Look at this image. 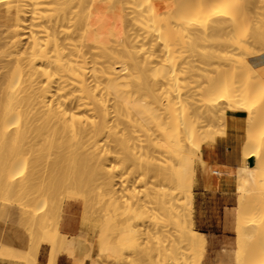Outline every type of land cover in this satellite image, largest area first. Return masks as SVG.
I'll list each match as a JSON object with an SVG mask.
<instances>
[{
    "label": "bare ground",
    "instance_id": "bare-ground-1",
    "mask_svg": "<svg viewBox=\"0 0 264 264\" xmlns=\"http://www.w3.org/2000/svg\"><path fill=\"white\" fill-rule=\"evenodd\" d=\"M102 1L0 0V20L5 19L9 23L6 29L0 26L3 29L0 30V33L5 30V34L7 31V35H0V39L5 36L2 38L3 42H0L2 47L0 48L2 50V55L0 54V131L2 134L0 133V135L3 138L1 140L5 142L6 140L4 139H8L7 141H10V143L13 141L12 146L8 144L10 148L12 147V150L16 143V147L19 149L18 154L13 153V155L17 154L16 156L14 155L13 157L12 155L16 164L14 165L11 160L14 167L16 166V171L12 173V177L17 176V173L24 167L28 169V173L22 181H17V184L16 180H14L12 183L14 182V185H16L14 187L15 190L20 186L29 189L26 192L29 193V197H27L30 205H28L29 207L31 206V209L33 208L29 214L31 222L34 225H39L38 228L41 226V229H44L43 226H45V229H47L51 227L50 223L53 224V221L50 222L51 219L56 221V224L54 221V228V224L51 227L55 237L42 239L51 248L49 264L55 263L57 254L63 251L68 253V256H73L77 260H75L77 264H84L86 261L89 264H98L99 258L108 253H112L115 256L120 255L117 251L118 246L126 245L131 243V241H135L134 243H137L138 246L143 240L138 232L143 227V224L139 230L137 229L138 231L131 225L128 228L126 224L128 232L133 234H129V236L134 238L128 237V232L123 233V235L119 232L121 237L118 234L120 238L116 241L114 240L115 243H112L110 235L104 231L106 224L111 225L113 228V225L117 226L116 224L121 226L120 222H123L126 217L123 218L124 220L119 218V222L117 216L121 212L118 215L116 214V216L114 215L119 210H123L124 214L132 212L135 217L142 219L145 215H151L155 218L157 215L160 216L157 218L159 221L161 220L160 222H153L157 232L153 231L155 235L152 234L155 239H159L162 233L168 232L170 229L176 231L173 237V231L170 234L171 237L167 234L172 247H170V250L168 249L171 252V255H168L171 256L170 260H175L173 264H197L195 261L191 262L194 257L189 260L190 256L188 255V257L187 254L190 244L193 242L200 244L201 239L198 232L192 228L189 229L188 208L185 206V201L189 200L191 195L194 197L192 187H194L196 177L193 167L195 159L199 157V161L203 162V140L201 139L203 137H201L202 134L200 136V130L202 133L206 129V124L205 126L203 125V119L206 117L208 120L211 118L219 121L218 117L224 114L226 110L244 111L248 114L246 119L248 131L244 156L246 158L249 156L256 158V166L253 168H240L239 179L237 177V182H239L237 184L238 206L234 213H236L238 241L244 242V228H247L248 231L245 234L249 238L255 236L264 237V206L261 207L262 219L256 218L258 216L257 211H260L259 205L264 203L263 199H261L263 203H260L259 207L256 208L257 211L255 212L254 210L250 213L249 216L252 217L247 219V223L244 217L245 210L248 208V201L251 199L249 196L254 195L255 191L258 192V189L261 192L264 191L261 190V187L262 189L264 187V185L261 186L264 184V79L260 77L258 71L250 63L252 57L264 53V22L257 20L261 16L263 18L264 14L260 13L259 16L262 15L257 18L259 12H255L256 9L264 8L262 4L259 7V4L264 2V0H244L246 1L245 4L243 0H194L195 4L191 6L195 11L193 10L194 12H190V14L185 13L187 14L186 21L191 19V23L184 22L182 15L176 11L177 19H180L179 17L181 16L180 20L182 21L179 20V24L177 20H173L177 23L169 21L171 22V27L177 24L176 28H172L179 34L175 33V35L187 39H194L196 36L200 37V35L202 37L205 36V40H207L206 37H211L209 40H212L214 44L213 46L209 45L216 48L208 46L213 50L218 48L214 46L216 45L215 43L218 42V46H220V39L225 41L228 38L225 42H229L233 46V49L228 50V47L226 46L225 49L224 46L227 44L229 46L230 44L227 43L223 46V43L221 45L223 50H221V47L218 48L220 50L219 55V52H217L219 50L215 52V50L213 51L210 48L211 51L205 45L206 48L203 47V51L205 52L206 49L207 52L211 51V54L208 53L211 57L207 61L204 56V60L207 62L204 61V66L197 64L199 67L197 69L196 62L193 60L195 58V53L192 52L194 49L190 50L193 47L189 49L192 55L189 54L188 45L190 42L187 41L189 44H185V46L187 45V50H185L186 47L181 45L183 44L182 39L180 40V37H175L177 38L176 40L173 38L174 43H176L172 45V42L171 45L172 47L174 46L173 49H177H171V53L173 54L174 51L179 50L180 52H178L181 54L180 56L177 55L179 57V59L177 58L178 63H176L177 70L174 71H178L176 72L178 73L177 79H175L176 73H173L175 78L170 74L174 69L172 71L168 70L170 68L169 63L172 62L171 59L176 57V55L174 56L175 52L173 55L168 52L170 54L169 59L171 56L173 58L170 59L171 62H168L169 59H165V61L168 60L167 67L162 59L163 55H167V52L163 54L160 51L163 54L161 56L162 63H165L162 65L166 66L168 73L165 67L161 68L162 65H158L157 58L155 59L157 64L154 63L152 65L155 62L154 51H152L153 46L150 45L149 41H144V34L142 36L139 33V35L136 34L137 25L144 26L145 24L146 29L150 27L153 29L152 31H155L157 29H154L156 24H161L160 20L162 21V19L160 18H163V21L169 25L168 19L164 20V18L168 17L167 15L174 8L159 13L154 0H148L147 5V1L143 0L145 6H143L141 0H120V2L118 1L120 4L117 0H109L118 5L116 8L113 6L114 11H109L111 12L109 15L105 10L107 9L105 8L107 3L104 6ZM179 1H175V4H178L176 5L177 7L180 4V6H183V3H187L186 0H181L182 3ZM90 2H93V4ZM190 2L187 3L188 6H190ZM248 2L252 3L255 9L247 10L250 9L247 6L249 5ZM240 3L242 5L247 4L245 8L242 7L244 10L242 8L241 10H246L247 14L249 12L254 13L253 20L256 21L252 20V23H256L251 27V34H248L250 36L248 40H245L247 39L246 37L243 39V35H240L242 41L239 42V37L234 36L237 30L231 27H235V23L239 20L235 18L238 16V5ZM186 12L189 13V11ZM250 13L247 16H250ZM134 14L137 18L132 17ZM177 15L180 16L178 17ZM255 15L257 19H255ZM141 16H144V18L141 19ZM140 19L145 22L138 24ZM246 22L249 23L251 20L247 19ZM163 23L159 27L163 28L166 34L168 28H165ZM239 23L238 21L236 28L241 31L244 27L241 28L239 26L244 24L243 22ZM157 30L155 31L157 37L153 38L155 42L159 40L157 32L162 33L161 30ZM152 31L150 32L152 33ZM143 33L147 35L149 32L145 31ZM161 33L159 35L160 40L163 37ZM169 33L171 32H167L166 35ZM221 34L222 38L220 37ZM148 35L150 36V33ZM148 35L145 37L149 38ZM214 35H218V38L215 36L216 40L213 39ZM228 35L231 36L232 42H230V36ZM138 36L140 37L139 39ZM224 36L225 39H223ZM166 39L168 40V38ZM178 39L181 42L179 49L177 44L180 42ZM187 39L183 41L186 43L185 40ZM148 40H151V38ZM160 42L163 44L162 40ZM160 42L158 41L156 44L158 45ZM165 42L167 43L164 40ZM148 43L151 46L149 49H152L150 52H153V54L148 51ZM151 44L154 43L151 42ZM202 44H206V42ZM162 46L164 47V44ZM180 46L186 53L183 52L184 54H182L183 50H180ZM144 47H147V50ZM234 47L237 52H233L235 50ZM141 48L148 51V53L144 50L142 51ZM134 49H141V51L139 50L140 53L139 51L134 53ZM166 50L168 51V48ZM164 51L162 50V52ZM203 51L201 56L204 54ZM216 53L217 56L215 55ZM167 56L163 58H167ZM214 59L215 61H213ZM197 60H200L199 57ZM219 64L227 65L226 67L230 66V73L228 72L229 74L227 75L222 69L217 70L218 68L220 69V66H217ZM151 65L153 67L157 65L154 68H156L155 70L158 69L159 74L156 71L154 72L159 75L158 78L160 77V79L156 77V74L155 76L153 75L154 68ZM214 65L218 67L217 69L215 68L214 72L217 70L216 73H212L214 68L210 71V66L213 67ZM158 66H160V70ZM145 68L146 72H144ZM161 69L166 71L162 72ZM199 69L203 73H206L207 70V72H211L209 73V77H211L208 80L205 79L204 87L202 85L204 81H200L199 78L207 76L203 73L202 76ZM141 70H144V78L148 81L150 78L147 79L146 76L150 77L149 75H152V82L140 81H146L142 79L143 73L140 74ZM150 70L152 72H149ZM159 71L163 73V76H160L161 73ZM166 74L173 77H171L173 85L176 80L179 82L175 84L177 87L172 84L168 85V81L170 80L171 82V78L168 80ZM162 79L167 80L164 85L162 82L165 81ZM157 80L162 81L157 84L160 85L159 83H161L160 86H165L164 90L161 87L158 88L159 86L157 87ZM153 82L154 84H152ZM197 83H199L198 87H203L199 92H197L198 89L196 87H193V84ZM154 85L157 88H154ZM168 87H173L171 92L172 94L175 93L174 96L171 95ZM160 89L162 90L161 92H159ZM157 93L165 95L161 96L164 98L163 100L160 97L162 101H166L165 103L160 102L158 97L160 95ZM155 94L158 95L157 98H155ZM198 95L200 97L206 95L203 101L209 99V103L208 101L206 103L200 101L203 97L201 99L198 98L200 100L197 101L196 96L198 97ZM157 101L161 104L157 103ZM155 103H157V106H155ZM162 104L165 106L164 109H162ZM158 105L162 106L160 111L165 110V114L157 110ZM222 105L226 108L220 109L219 106L223 107ZM155 111L162 113V116L165 115L166 119L164 117V120H162L161 115L160 117L156 116ZM205 122L208 121L205 120ZM210 123L209 125H212L213 121ZM209 127L207 128L209 129ZM206 132L210 136H207L206 133H203V136L208 139L209 143L213 138L211 136L213 133L212 131ZM218 136L220 137V135ZM197 139L198 142L195 141ZM199 139L202 140V144ZM15 149L13 152H15ZM210 152H212L211 149ZM113 161L122 163V170L119 169L118 173L116 169V171L114 170L115 167H112ZM242 162L243 164L245 163L244 161ZM110 163L111 165H109ZM188 172L192 175L191 177L189 176L191 178L190 182L187 180ZM2 183H0V189ZM139 185L140 187L142 186V189L138 187ZM61 195L67 200L82 201L84 211L93 217L102 214L101 216L104 219L101 218L103 219L101 222H104L101 224L105 226L104 228L102 227L98 236V251L95 256L93 255L94 243L86 237L83 231L79 235L70 238L60 232ZM27 197H24L26 198L25 200H27ZM258 198L262 197L258 195ZM94 201L105 203L103 205L106 206L99 208L97 205L98 209L95 207ZM37 202L38 204L33 205ZM43 205H45L43 210H39V208L42 209ZM105 209H109V212L111 209V212L113 211L114 213H110L111 215L108 214V211H106L107 214L102 213L105 212ZM100 215L99 217H101ZM114 218H117V223ZM171 225L173 226L172 228L170 227ZM34 228L35 230L37 229L35 226ZM148 228L145 229L148 230ZM149 229L152 232V228ZM125 230L126 228L124 227L123 231L125 232ZM31 232H34V230L32 229ZM141 232L143 233V231ZM33 234L34 236L36 235V233ZM143 235L145 234L143 233ZM160 240L163 242L161 238ZM263 241L262 239V243ZM143 242L145 243V241ZM143 242L139 245H143ZM158 242L160 241L158 240ZM262 243L260 242L259 244L262 246ZM38 245L40 244L38 243ZM180 249L181 251L179 252ZM256 250L255 253L253 252V258L251 253L249 255L251 257L249 259L250 264H264V247L260 248V251L257 250L256 252ZM235 251L236 249H222V260L231 256ZM179 254L186 257H183L184 260L182 258L180 263L177 262V260H181L179 258L181 255ZM178 255L179 259L177 258Z\"/></svg>",
    "mask_w": 264,
    "mask_h": 264
},
{
    "label": "rangeland",
    "instance_id": "rangeland-1",
    "mask_svg": "<svg viewBox=\"0 0 264 264\" xmlns=\"http://www.w3.org/2000/svg\"><path fill=\"white\" fill-rule=\"evenodd\" d=\"M90 1V0H89ZM93 1V0H92ZM107 0H103L102 1V3L104 4V6H106V3H107V6H109V7H105V8H107V9H105L106 10V12L110 15L111 14V12H109V11H114L113 9V6L116 8L118 5H117V3H113V2H110L109 0H108V2H110V3H108V2H106ZM111 1H115V0H111ZM120 2V0H117V2ZM123 1V0H122ZM121 1V2H122ZM147 1V2H146ZM155 1V0H154ZM176 0H174V9H173V11L170 13V14H168L167 16L168 17H166V18H164V20L166 19H168V22L169 21H173V20H177V22L182 18V20H184V22H188V23H191L190 22V20L189 21H186L187 20V14H190V12L191 13H193L195 10H194V8H192V6L191 5H194L195 4V2H193L194 0H186L187 1V3L188 2H190V1H192V2H190L189 3V5L190 6H188V4L185 2V3H183V6H180L181 4L180 3H182V1L180 2L179 0V6L177 7L176 5H178V4H175L176 2H175ZM196 1H198V0H196ZM246 1H249V0H246ZM246 1H244L243 0V2H244V4L246 3ZM118 2V3H119ZM145 2H146V5L148 4V0H145ZM90 3H92L93 4V2H90ZM111 3H113V4H111ZM141 3L143 4V6H145V4H144V1L143 0H141ZM192 3V4H191ZM249 3V2H248ZM109 4V5H108ZM110 4H111V6H110ZM120 4V3H119ZM242 5V3H240L239 5H238V16H240L239 18H238V16H237V18H235L236 20L237 19H239V20H237V22L235 23V27H231L232 29L234 28V29H236L237 30V32L235 33V37L237 36V38L239 37V42L240 41H242V38H241V36L240 35H243L242 37H243V39H245L244 37H246L247 39H245V40H248V38L250 37L248 34H251V27H253L252 25L254 24V23H256V22H253L252 23V20H253V16H254V13H250L249 11V13H250V16H247V15H249V13L247 14V12H246V10L245 11H242L241 10V8L242 7H246V5ZM262 4V6H264V2H262V3H260L259 4V7H260V5ZM186 5V6H185ZM250 9H247V10H251V9H255L254 8V6H253V4L252 3H249V5H247ZM184 8V9H182V8ZM247 7V8H248ZM112 10H111V9ZM186 8V9H185ZM190 8V9H189ZM244 8H242L243 10H244ZM262 9H256V11L255 12H259L258 13V15H257V13H255L256 15H257V18L258 17H260L262 14H264V8L263 7H261ZM175 10V11H174ZM191 10V11H190ZM194 10V11H193ZM240 10H241V12H240ZM261 10V11H260ZM176 11H178V13L180 14V15H182V17L180 16H178L180 19H177V17H176V15H175V12ZM186 11H189V13L188 12H186ZM253 11V10H252ZM251 11V12H252ZM174 12V13H173ZM246 12V13H245ZM185 13H187V14H185ZM260 13H262L260 16H259V14ZM176 14H177V12H176ZM253 14V15H252ZM144 15V14H143ZM171 15V16H170ZM251 15H252V17H251ZM256 15H255V19H257L256 18ZM136 15L134 14V16H132L133 18L135 17ZM139 16V15H138ZM144 16H146V15H144ZM144 16L141 18V19H143L144 18ZM264 16V15H263ZM186 17V19H184ZM190 17V16H189ZM135 18H137V17H135ZM172 18H174V19H172ZM140 19V20H141ZM160 19H162V21L160 20V23L162 24L163 22H165V21H163V18H160ZM172 19V20H171ZM246 19V20H245ZM247 19L248 20H251V22H249V23H247L246 21H247ZM264 17L262 18V16H261V18H259V19H257V20H261V22L263 21L264 22ZM138 21V24H140V22H142L143 23V21L144 20H141V21ZM145 20H147V19H145ZM182 20H180V21H182ZM242 20H245V21H242ZM238 21L240 22V23H242L243 22V26H241V24H240V26L239 27H244V28H242L243 30H245L244 32H243V30H241L240 31V29H238V28H236L237 27V24H238ZM253 21H256V20H253ZM145 22V21H144ZM174 23H177V22H175V21H173ZM172 22V23H173ZM193 22V21H192ZM171 22H169V25H168V23L167 22H165V23H163V26H164V24H165V28H168V31H166V34H167V32H171V33H169L168 35H166L165 34V32H164V30H163V28H161V27H159L160 25H158V24H156V27L154 28V29H158V30H161L162 31V33L161 32H159L157 29V35H158V39H156V40H158L159 42L162 40L163 41V44H164V47H166V48H164L162 45V42H160L158 45L156 44V43H158V41H156L155 42V39H153V38H156L157 36L155 35L156 34V30L155 31H152L153 29L152 28H148L147 27V29H146V25L144 24V26L143 25H137L136 27H138V29L136 28V34L137 35H139V34H141V36L143 35V39H144V41L146 42H148L149 41V43H150V45L151 46H153L152 48H153V50L152 49H149V48H151V46L149 45V43H148V51L150 52L151 50L152 51H154V61L155 62H153L152 63V65L154 64V63H156L157 61H158V65H162L164 62L166 63H164L165 65H167V63L168 62H171V60H172V62L171 63H169L170 64V68H168V70L170 71H172L173 69V72H170V74L174 77V75H173V73H176V72H178V71H176V72H174L175 70H177V64L176 63H178V59H179V57L177 56V55H181V54H179V50H176L177 51V53H176V51H174L175 52V54H174V52H173V54H174V56L176 55V57L175 58H173L172 56L170 57V59L171 58H173V59H169V55L170 54H168V52L169 53H171L172 52V50H175V49H177V48H174L173 49V47H172V45H174L175 43H174V41H173V38L176 40L177 38H175V37H180L179 39L181 40L182 39V42H183V44H181V42H180V40H179V44H177L178 45V49H179V45L181 44V45H183L184 47H186V49L185 50H187V45L189 44L188 42H190V44L188 45L189 46V48H188V50L190 49V47H193V48H191L190 50H192V49H194L192 52L193 53H195L194 54V57L196 58H192L193 60H194V62H196V68L198 69L199 67L197 66V64L199 65V66H204V63L205 62H207L209 59H210V52L213 50L212 48H216V47H212L213 46V44H214V42H212V40H209V38H211V37H206V39L207 40H205V36H201L200 35V37L199 36H196L194 39L192 38V39H187V38H184V37H182V36H177V35H175V33H177L176 31H174V30H172V28H176L177 27V24H174L175 26H173V27H171V24H170ZM247 23V24H246ZM257 23H260V22H257ZM9 23L8 22H6V20L5 19H1L0 20V26L3 28V29H6L7 28V25H8ZM172 24V25H173ZM178 24H179V22H178ZM246 24V25H245ZM261 24V23H260ZM248 25H250V26H248ZM261 25H263V24H261ZM141 28H140V27ZM166 26H168V27H166ZM255 26V25H254ZM0 27V28H1ZM264 27V26H263ZM0 29V30H3V29ZM170 28H171V30H170ZM143 29H145V30H143ZM150 29V30H149ZM248 29V30H247ZM147 30H149V31H147ZM165 30H167V29H165ZM5 31V30H4ZM4 31L3 32H1L0 33V35H7V31L5 32V34H4ZM149 32L150 33V36L148 35V37L149 38H147V37H145V36H147V35H145V33H143V32ZM150 31H152V33L150 32ZM172 31H173V33H172ZM142 32V33H141ZM154 32V33H153ZM248 32V33H247ZM139 33V34H138ZM160 33L161 34H163V37L161 38V40H160ZM233 33V32H232ZM231 33V34H232ZM155 35V37H153L154 35ZM175 36H174V35ZM178 34V33H177ZM248 35V37H247V35ZM164 35H166V36H164ZM172 35V36H171ZM179 35V34H178ZM171 38H170V37ZM206 36H208V35H206ZM210 36H212V35H210ZM215 36H217V38H218V35H214L212 38L214 39V40H216L217 38L215 37ZM228 36H230V35H228ZM5 36H2V38H4ZM200 39H198V38ZM220 37L222 38V34L220 35ZM233 37V36H232ZM2 38L0 39V42L2 43L3 42V40H2ZM140 37L138 36V39H139ZM145 38H146V40H145ZM151 38V40H148V39H150ZM164 38V39H163ZM166 38H168V40L166 39ZM197 38V39H196ZM226 38H227V36H226ZM231 38V36L229 37V39ZM141 39H142V37H141ZM140 39V40H141ZM171 39H172V41H171ZM184 39H187V40H185L186 41V43L183 41ZM220 39V38H219ZM223 39H225V36H224V38ZM2 40V41H1ZM164 40L165 41H167V43L165 44L164 43ZM177 40V41H178ZM227 40H228V38H227ZM226 39H225V41H227ZM143 41V40H142ZM188 41V42H187ZM206 42V44H202V43H205ZM210 43H209V42ZM221 41V42H220ZM220 46H218L219 44H218V42L217 43H215L216 45H214V46H217L218 48H220L221 47V45L223 44V46L225 45V44H227V43H229V42H225L224 40H222V39H220ZM237 41V40H236ZM141 42V41H140ZM151 42L152 43H154V44H151ZM172 42H173V44H172ZM208 42V43H207ZM230 42H232L231 41V39H230ZM235 42V41H234ZM1 43H0V45H1ZM141 43H143V42H141ZM262 43V42H261ZM170 44V45H169ZM172 44V45H171ZM185 44H187L186 46H185ZM200 44V45H199ZM209 44H211V45H209ZM230 45H231V43H229ZM233 44V43H232ZM238 44V43H237ZM263 44V43H262ZM147 45V44H146ZM155 45H157V46H155ZM165 45H167V46H165ZM203 45V46H202ZM205 45H209V46H211V47H207V48H211L210 50V52H207V49L205 50V52H207L206 54H205V52L203 51L204 50V48H206V46ZM229 45V46H230ZM145 46V45H144ZM150 46V47H149ZM159 46V47H158ZM182 46V47H183ZM197 46V47H196ZM226 46L228 47L227 49L228 50H230V49H233L232 47V45L229 47L228 46V44L227 45H225L224 46V48L226 49ZM235 46H237L236 44H235ZM177 47V46H176ZM194 47H196V48H194ZM201 47V48H200ZM204 47V48H203ZM0 48H2L1 46H0ZM146 48V50H147V47H144V49ZM155 48V49H154ZM160 48H164V49H160ZM168 48V51L166 50ZM217 48V50H219ZM136 49V48H135ZM134 49V53H135V51H141V49H142V51L144 50L143 48H141V49H139V50H135ZM172 49V50H171ZM182 48H181V46H180V50H181ZM196 49V50H195ZM225 49H224V51H225ZM234 51L233 52H237V49L234 47ZM162 50L164 51V50H166V51H164V52H162ZM170 50V51H169ZM183 51H182V54H184V53H186V52H184L185 50L184 49H182ZM189 50V51H190ZM215 50V52L217 51L216 49H214ZM213 50V51H214ZM221 50H223L222 49V47H221ZM228 50H226V51H228ZM2 50H0V54L2 53L1 52ZM140 51H139V53H140ZM145 51V50H144ZM148 51H145V52H147L148 53ZM160 51H161V53H165V52H167V55H163V54H161L160 53ZM179 51V52H178ZM202 51L204 52V54L201 56V54H202ZM231 51V53L233 54V52ZM184 52V53H183ZM191 52V51H190ZM189 52V54H191L192 55V52L190 53ZM200 52V54H198ZM217 52H219V55H220V50L219 51H217ZM138 53V54H139ZM142 53H144V52H142ZM188 53V52H187ZM208 53H210V54H208ZM222 53H223V51H222ZM226 53H228V52H226ZM230 52L228 53V54H231ZM146 54V53H145ZM145 54H143V55H145ZM150 54H153V52L151 53L150 52ZM156 54V55H155ZM161 54V55H160ZM172 54V53H171ZM172 54V55H173ZM214 54V53H213ZM2 55V54H1ZM1 55H0V57H1ZM139 55H141V54H139ZM146 55H148V54H146ZM163 55V57H165V56H167V58H163L162 57V59L164 60V62L162 63V59H161V56ZM199 55V56H198ZM216 56H217V53L215 54ZM218 55V56H219ZM225 55H227V54H225ZM204 56H205V58H206V60L207 61H205L204 60ZM214 56V55H213ZM198 57H199V59L201 60H197L198 59ZM203 57V58H202ZM157 58V59H156ZM178 58V59H177ZM157 61H156V60ZM165 59H169V61L167 62V61H165ZM174 60H175V62H174ZM205 61V62H204ZM213 61H215V59L213 60ZM173 63H175V64H173ZM229 65H230V63L229 62H227ZM157 64V63H156ZM151 65V66H152ZM222 65V66H221ZM219 64V65H217V66H220V69L218 68V67H215V65L212 67V66H210V71L212 70V73L215 71V68L217 69V70H223L225 73H227V75L230 73V69L231 68H229L230 66H228V67H226L225 65V67L223 66V64ZM157 66V65H156ZM155 65H154V67H156ZM160 66H158L159 67V70H160ZM153 67V66H152ZM153 67V68H154ZM163 67H165L166 68V66H164V65H162L161 66V68H163ZM167 67H168V65H167ZM222 67V68H221ZM224 68H226V69H224ZM229 68V69H228ZM156 68H154V70H153V72L154 71H156V73H158V69L157 70H155ZM207 69H208V67H207ZM227 69H228V71H227ZM145 70V71H144ZM144 70H141V73L140 74H142L143 73V77H142V79H144V80H146L145 78H144V72H146V68L144 69ZM152 70H150L149 72H152ZM166 70H167V68H166ZM165 70V71H166ZM167 70V72L169 73V71ZM200 70V69H199ZM205 70V69H204ZM217 70H216V72H217ZM144 71V72H143ZM148 71V70H147ZM161 71L162 72H165L164 71V69H161ZM161 71H159L160 73H161ZM202 70H200V72H201ZM206 71V70H205ZM208 71V70H207ZM206 71V73L208 74H206V73H203V72H201V75L203 76V74L204 75H206L207 77H205V78H199V80L200 81H204L203 83H202V85H203V87L205 86V84L204 83H206L205 82V79H209L210 77H209V73H211V72H207ZM227 71V72H226ZM149 72H147L148 74H150ZM197 72H199V71H197ZM200 72H199V74H200ZM216 72H214V73H216ZM229 72V73H228ZM155 72H154V76H155V74H156ZM203 73V74H202ZM147 74V75H148ZM159 74V73H158ZM163 73H161L160 74V76L162 75ZM177 75H175L176 76V78L175 79H177V76H178V73H176ZM157 75V74H156ZM169 75V74H168ZM146 76V75H145ZM150 77H148V76H146L147 77V79H151L152 78V75L150 74L149 75ZM158 76L159 75H157L156 77L158 78ZM163 76V75H162ZM166 76H167V74H166ZM166 76H165V78H166ZM171 76V77H172ZM168 77V80H169V78H171L170 76H167ZM172 77V78H173ZM154 78V77H153ZM172 78H171V82H170V80L168 81L169 82V84L168 85H173V80H172ZM149 79V81L150 82H152V79L150 80ZM158 79H160V77L158 78ZM175 79H174V81H175ZM197 79H198V77H197ZM155 80V79H154ZM153 80V81H154ZM162 80H164V79H162ZM199 80H197V82H199ZM206 80V81H207ZM141 82H149L148 80H146V81H142V80H140ZM159 81H161V80H157L156 81V85H157V87L158 88H160L161 87V89L163 88V90L165 89V86L163 87V86H160L161 85V83H159L160 85H158L157 83L159 82ZM165 82H162L163 83V85H164V83H166L167 82V80L165 79L164 80ZM175 83V82H174ZM176 83H179V82H177V80H176ZM175 83V84H176ZM201 83V82H200ZM152 84H154V82L152 83ZM166 84V85H167ZM174 84V85H175ZM198 84L199 83H197V84H193V87L195 88L196 87V89H198V91L197 92H199L200 90H201V88H203V87H198ZM173 85V86H174ZM196 85V86H195ZM201 85V84H200ZM201 85V86H202ZM176 87H177V85H175ZM157 87H155V85H154V88H157ZM176 87H175V89H176ZM198 87V88H197ZM169 88V90H170V92H171V89L173 88V87H168ZM160 89V91L159 92H161L162 90ZM174 89V90H175ZM157 90V89H156ZM159 90V89H158ZM177 90V89H176ZM156 92H158V91H156ZM164 92V91H163ZM174 92H177V91H174ZM157 94H159V93H157ZM174 94L175 93H173L172 94V92H171V95H173L174 96ZM160 95V94H159ZM157 96L158 95H156L155 94V98H157ZM161 96H165L164 94H162V95H160V96H158L159 97V99H160V97ZM173 96H171V97H173ZM206 96V95H205ZM205 96H201V97H203L202 99H201V97H200V95H198V97L196 96V100L197 101H199L200 99V101H202V102H204V103H206L207 101H208V103H209V99L207 100V101H203L204 99H205ZM208 97V96H207ZM198 98H200V99H198ZM209 98V97H208ZM161 99L163 100L164 98L163 97H161ZM160 99V102L162 101ZM207 99V98H206ZM157 100V99H156ZM156 100H155V102H156ZM159 101V100H158ZM157 101V103H159ZM162 102H166L165 100L164 101H162ZM201 102V103H202ZM157 103H155L156 105L155 106H157ZM163 103V104H164ZM159 104H161V103H159ZM163 104H162V106H163ZM5 105V104H4ZM162 106H159L158 105V107H160L159 109H158V107H157V110H159L160 111V109H161V107ZM223 107H221V106H219L220 107V109H225L224 108V105H222ZM164 107L165 106H163V108L162 109H164ZM156 108V107H155ZM160 112H162L163 114H165V110L164 111H160ZM160 112H157V111H155V114H156V116H158V117H160V115L162 114H160ZM226 114V112L224 113V114H222V115H220V117H218L219 118V121H215V119H209L208 120V118L206 119V117L203 119V125L205 126V124H206V129H204V132H202L201 133V130H200V136H201V134H202V136L201 137H203V138H201L202 140H203V144H202V140L201 139H199V141H200V143L202 144V146L204 145V144H207L208 143V139H206V138H204V136H203V133H206V135L208 136L209 134L206 132V131H212V133L213 134H211V136H214V135H221L222 134V132H224L225 133V122H224V118H225V116H223V115H225ZM161 117H162V120H164L163 118L165 117V119H166V116L165 115H161ZM222 118V119H221ZM205 120L206 121H208V122H205ZM213 121V123H212V125H214V126H212V125H209V124H211L210 122H212ZM216 122V123H215ZM224 124V126H223V124ZM219 124H221V125H219ZM211 126V127H209V126ZM204 126H203V128H204ZM218 126V127H217ZM220 126V127H219ZM223 126V127H222ZM207 127H209V129L207 128ZM155 128H156V126H155ZM202 128V129H203ZM217 128H218V130H217ZM1 130V129H0ZM223 130V131H222ZM217 131V132H216ZM159 132V131H158ZM0 133H1V131H0ZM219 133V134H218ZM2 134V133H1ZM141 134V133H140ZM205 135V134H204ZM206 136V137H207ZM210 136V135H209ZM1 138H2V136L0 135V178H1V182H3L2 183V186H1V189H0V223L1 224H3V225H5V226H7V225H9V226H11V227H13L14 228V230H15V232H16V235H18V236H20V237H24L25 238V240L27 241V243H28V247L26 248V249H18V248H16V247H12V246H8V245H6V244H2V243H0V256H7V257H14V258H20L25 264H36L37 263V258H38V255H39V248L41 249V247L43 246V245H48L44 240L42 241V239L43 238H45V237H55L54 235H55V233H54V231L51 229V227H52V225L54 224V219H51V221L50 222H52L53 221V224L52 223H50L51 224V227L50 228H47V229H45L46 227L45 226H43V228L45 229V232H44V229H41L42 227L40 226V228H38L39 227V225H34V223H32L31 222V217H30V210H33V208L31 209V206L29 207V202H28V200H29V193H27L26 191H28L29 189L27 188H23V187H18V189L16 188V190H15V186L16 185H14L15 183L13 182L12 183V181H14V180H16L15 182L17 183V181H22V179L26 176V174L28 173V169L26 168V167H24L23 169H21L18 173H17V176H15L16 177V179H15V177H12L13 175H12V173L13 172H15L16 171V166L14 167V165H16L15 163H14V159H13V157H14V155H13V153H17L18 154V147H16L17 146V143L14 145L15 147H16V149H15V147H14V149H15V152H13L14 151V149L12 150L11 148H10V145L12 146V142L10 143V141L8 142L7 140L8 139H4V140H6V142L5 141H3V140H1ZM3 139V138H2ZM206 139V140H205ZM10 140V139H9ZM195 141H197L198 142V139L197 140H195ZM204 141H206V142H204ZM196 142V143H197ZM15 143V142H14ZM200 143H199V145H200ZM6 144V145H5ZM8 144H10V145H8ZM9 146V147H8ZM17 151V152H16ZM12 153V154H11ZM16 154V155H17ZM12 155H13V157H12ZM15 155V156H16ZM196 155V154H195ZM194 155V156H195ZM12 157V158H11ZM9 158H11V159H9ZM199 157H197V159H195V162H194V164H193V167H194V171L196 172V169H197V165H198V163L200 162L199 161V159H198ZM11 160H12V163L14 164H12L11 163ZM114 162V163H113ZM112 163V167H115L114 168V170L116 169L117 170V173L120 171V170H122L121 169V167H123L122 166V163L120 162V163H117L116 161H113ZM115 163H116V165H115ZM119 164H120V166H119ZM109 165H111V163L109 164ZM118 168V169H117ZM120 169V170H119ZM10 172H9V171ZM17 170H18V168H17ZM115 170V171H116ZM9 172V173H8ZM8 175H9V177H8ZM3 176V177H2ZM192 176L191 175V173H189L188 172V178H187V180H188V182H190L189 180H191V178L190 177ZM22 177V178H21ZM193 178V177H192ZM11 179H13V180H11ZM0 182V183H1ZM18 184V183H17ZM264 184H262L261 186H263ZM138 187H140V185L138 186ZM137 187V189L139 190V188ZM192 187V186H191ZM22 188V189H21ZM141 189H142V186L140 187ZM20 189H21V191H20ZM26 189V190H25ZM20 191V192H18V191ZM24 190V192L26 193H24V192H22ZM192 190H194V187H192ZM261 190H264V187H263V189H262V187H261ZM257 191H255V193H254V195H252L251 197L249 196V198H251V199H249V201H248V204H247V206H248V208H246V210H245V213H244V217L246 218L245 220H246V223H247V219L249 218V217H252V216H249L250 215V213H252L254 210H255V212L257 211V209L256 208H258L259 206V210L260 211H257L258 212V216L256 217L257 219L259 218L260 220L262 219L261 217L263 216V213L261 214V212H262V208L261 207H263L264 206V191H260L259 189H258V192L256 193ZM260 193H262V194H260ZM24 194H25V196H24ZM258 195H259V197H262V198H258ZM262 195V196H261ZM28 196V197H27ZM62 196V195H61ZM24 197H27V200H25L26 198H24ZM256 198V199H255ZM258 198V199H257ZM62 199V200H61ZM252 199H253V201H252ZM261 199H263V202H262V200ZM251 200V201H250ZM27 201V202H26ZM67 201V199H65L63 196L62 197H60V204L62 205V213H63V206H64V203ZM187 201H188V203H187ZM26 204H25V203ZM39 202V201H38ZM38 202L37 203H34L33 205H36V204H38ZM63 202V203H62ZM81 202V204H82V225H83V232L86 234V237L91 241V242H93L94 243V249H93V255L95 256L96 254H97V251H98V246H97V239H98V236H99V234H100V232H101V229H102V227L104 228V226L105 225H103V224H101V223H103V222H101L104 218L101 216V217H99V215L97 216V217H93L92 215H89L88 213H86L85 211H84V204L82 203V201H80ZM95 203L94 204H96L95 205V207L96 208H101V206H102V208H104L106 205H103V204H105V203H99V202H97V201H94ZM258 204H257V203ZM186 203H187V205H186ZM249 203H251V205H249ZM262 204L263 203V205H259V204ZM29 204V205H28ZM25 205V206H24ZM32 205V206H33ZM97 205H98V207H97ZM193 205H194V197H192V195H191V197L189 198V200H186L185 201V206L188 208V212H187V219H188V223H189V229L190 228H192V229H194L196 232H198L199 233V236H200V239H201V242H200V244H197V243H191L190 244V246H189V250H188V254H187V256L189 255L190 256V259L189 260H191V258H193V260L191 261V262H194L195 261V263H197V264H250L251 262H250V260L249 259H251V257H249V255H250V253H251V255H252V258H253V255H254V253H255V250L257 249L258 251H260V248H263L264 247V241H263V243H262V239L264 240V237L263 236H255V237H252V238H249V237H247L246 236V234L245 233H247V228H244V242H239L238 241V234L236 233L237 231H235V229L233 228V226L231 225V224H229L228 222H226V224H225V228L227 229V230H231V231H233L234 232V234L236 235V251L235 252H233L232 254H231V256H229V257H227L225 260H222V250H220V248H221V246L222 245H228L230 242H231V239L230 238H225L224 239V241L222 242V244H221V246H220V248H218V249H214V248H212V242H211V238H208L207 239V237L205 236V238H206V240H207V242H206V248H205V239H204V237H203V235H202V233L201 232H199V231H197L196 229H195V227H194V221H193ZM257 205V206H256ZM259 205V206H258ZM28 206V207H27ZM45 205H43L41 208L42 209H40L39 208V210H43V207H44ZM253 207V208H252ZM98 208V209H99ZM107 208V207H106ZM187 208H186V210H187ZM255 208V209H254ZM45 209V208H44ZM251 209H252V211H251ZM27 210V211H26ZM109 210V209H108ZM108 210H106L105 209V212H102V213H106L107 214V212L106 211H108ZM26 212H28V213H26ZM113 212V211H112ZM111 212V209H110V212L108 211V214L109 215H111L110 213H112ZM119 212H121L120 214H122V215H120L119 214ZM254 212V213H255ZM260 212V213H259ZM26 213V214H25ZM62 213H61V216H62ZM86 213V214H85ZM114 213V212H113ZM112 213V214H113ZM83 214H85V215H83ZM116 214L118 215L119 214V216H117L118 217V221L120 220L119 218H127V220H126V218H125V220L123 221V222H120V225L121 226H119V224H116L117 226H115V225H113L114 226V228L113 227H111V225L109 226V224L107 225L106 224V226H107V228H106V226H105V228H104V231L106 232V234H109L110 235V237H111V239H112V243H115V241L118 239V238H120L121 236H120V234H119V232L120 233H122V235H123V233H127L128 232V226L129 225H131L135 230H139V228L142 226V224H143V227L144 226H146V227H141L142 228V230H141V228H140V231H138L139 232V234H141V236H142V238H143V240H141V242H143V241H145V243L143 242L142 244L143 245H139L138 244V246H137V243L135 244L134 242H132L131 241V243H127L126 245H123V246H118V249H117V251L120 253V255H118V256H115V255H113L112 253L111 254H107V255H105V256H102V257H100L99 258V262H98V264H173V262L175 261V260H170V258H171V252H169V250H170V247H171V243H169V241H170V239L168 238V235H170L171 233H172V231L173 230H168V232H165V233H162V235L160 236V238L163 240V242L160 240V238L159 239H155V232H157V230L155 231V228H154V225H153V222L154 221H158V222H160L159 221V219H157L158 217H160V216H158L157 215V217L155 218L154 216H151V215H145L144 216V218L142 219V218H138L137 216L135 217V214L134 213H132V212H128V213H125L124 214V212H123V210H119V211H117V212H115V216H116ZM114 215H113V217H114ZM128 217H127V216ZM253 215H255V214H253ZM92 216V217H91ZM26 217V218H25ZM106 217V216H105ZM164 217V216H163ZM255 217V216H254ZM28 218V219H27ZM101 218H103V219H101ZM131 218V219H130ZM153 218V219H152ZM155 218V219H154ZM26 219H27V222H26ZM115 219V218H114ZM116 219H115V221H116ZM122 219H121V221H122ZM129 219V220H128ZM133 219V220H132ZM157 219V220H156ZM161 219H163V218H161ZM258 221V220H257ZM126 222V223H125ZM144 222V223H143ZM146 222V223H145ZM116 223H117V221H116ZM129 223V224H128ZM141 223V224H140ZM29 224V225H28ZM55 224H56V221H55ZM55 224L53 225V228H54V226H55ZM126 224H127V227H126ZM138 224V225H137ZM151 224V225H150ZM31 225H33V226H31ZM147 225H148V227L149 228H152V232H151V229H149L148 227H147ZM34 226L35 227H37V229L35 230V228H34ZM108 226H109V228H108ZM139 226V227H138ZM151 226V227H150ZM115 227H117V228H115ZM124 227L126 228V230H125V232L123 231V229H124ZM171 228L173 227L172 225L170 226ZM121 230L122 229V231H120L119 229ZM131 228V227H130ZM145 228H148V230L147 229H145ZM154 228V229H153ZM34 230V232H31V230ZM40 229V230H39ZM111 229V230H110ZM39 230V231H38ZM42 230V231H41ZM110 230V231H109ZM145 230H146V232H145ZM174 230H175V227H174ZM36 231V232H35ZM109 231V232H108ZM141 231H143V233L146 235H143V233L141 232ZM153 231H155L154 233H153ZM170 231V232H169ZM150 232V233H149ZM174 232L176 233V231H173V235H172V237L175 235L174 234ZM32 233V234H31ZM33 233H36V235L34 236V234ZM154 235H153V234ZM230 233V232H229ZM118 234H119V236H118ZM129 234H131V233H129L128 232V237H132V236H129ZM138 234V235H139ZM152 236V237H154L153 239H152V237L150 236V235ZM157 234V233H156ZM168 234V235H167ZM31 235H33L34 236V238H33V236H31ZM131 235H133V234H131ZM158 235V234H157ZM165 235H166V237H165ZM33 238H31V237ZM140 236V237H141ZM146 238L145 240H144V237ZM36 237V238H35ZM163 237V238H162ZM170 237H171V235H170ZM132 238H134V237H132ZM148 238V239H147ZM167 238V239H166ZM262 238V239H261ZM169 239V240H168ZM115 240V241H114ZM134 240V239H133ZM158 240L160 241V242H158ZM166 240H168V241H166ZM208 240H209V244H208ZM260 240V241H259ZM150 241V242H149ZM165 241V242H164ZM171 242V241H170ZM240 243V246H239V243ZM262 243L263 245V247L261 246V244H259V243ZM38 243L40 244V245H38ZM157 243V244H156ZM243 243V244H242ZM42 244V245H41ZM129 244V245H128ZM159 244V245H158ZM170 244V245H169ZM155 245H156V248H155ZM169 245V246H168ZM258 245H260L259 247H258ZM137 246V247H136ZM97 248V249H96ZM147 248V249H146ZM172 248V247H171ZM225 249H230L229 247H224ZM143 249H144V251H143ZM169 249V250H168ZM223 249V248H222ZM39 250V251H38ZM165 250V251H164ZM183 250V249H182ZM257 250H256V252H257ZM181 251V249L179 250V252ZM95 252V253H94ZM254 252V253H253ZM144 253V254H143ZM157 253V254H156ZM143 254V255H142ZM168 254H170V255H168ZM183 254V253H182ZM185 254V253H184ZM142 255V256H141ZM179 255H181V254H179ZM179 255L177 256V258L179 257ZM198 255V256H197ZM120 256V257H119ZM135 256V257H134ZM170 256V257H169ZM188 256V257H189ZM183 257H185V256H183V255H181V257H179L181 260H177V262H179L180 263V261L182 262V258ZM178 258V259H179ZM186 258V257H185ZM195 259V260H194ZM183 260H184V258H183ZM187 260V259H186ZM133 261V262H132ZM144 261V262H143ZM248 261H249V263H248ZM143 262V263H142ZM171 262V263H170ZM190 262V261H189ZM253 263V262H252Z\"/></svg>",
    "mask_w": 264,
    "mask_h": 264
},
{
    "label": "crops",
    "instance_id": "crops-1",
    "mask_svg": "<svg viewBox=\"0 0 264 264\" xmlns=\"http://www.w3.org/2000/svg\"><path fill=\"white\" fill-rule=\"evenodd\" d=\"M154 3L159 13L171 10L174 7V0H155ZM250 63L258 71L260 77L264 79V53L252 57ZM225 115V133H222L220 137L214 135L210 142L204 144L202 148L203 162H199L197 165L193 190V221L195 229L201 232L205 239V248L206 236L207 239L211 238L212 248L214 249L220 248L225 238H230L231 242L228 245H222L220 250L224 249V247L234 250L236 248V235L233 231L227 230L225 224L228 222L236 231L237 221L235 219L236 213L234 212H236L238 206L237 184L239 182L237 181L239 179V169L242 167H255L256 158L254 156L247 158L244 156L248 131L246 122L248 114L244 111L226 110ZM210 149L212 152H210ZM217 160L219 163H217ZM242 161L245 163L243 164ZM220 173L221 175H219ZM81 216V202L67 200L64 203L59 224L60 232L67 235L68 238L79 235L83 230ZM0 243L18 249H26L28 247L25 238L16 235L13 227L5 226L1 223ZM50 250L49 245H43L39 251L36 264H49ZM64 252L57 254L55 258L57 260L53 264H77V260L73 256H68V253ZM0 264L25 263L20 258L0 256ZM84 264H89V262L86 261Z\"/></svg>",
    "mask_w": 264,
    "mask_h": 264
}]
</instances>
